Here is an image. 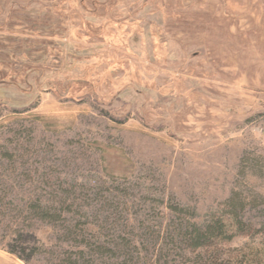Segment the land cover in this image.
I'll use <instances>...</instances> for the list:
<instances>
[{
  "label": "rangeland",
  "instance_id": "obj_1",
  "mask_svg": "<svg viewBox=\"0 0 264 264\" xmlns=\"http://www.w3.org/2000/svg\"><path fill=\"white\" fill-rule=\"evenodd\" d=\"M262 165L264 0H0L4 264H73L110 190L144 264H264ZM221 221L197 253L156 240Z\"/></svg>",
  "mask_w": 264,
  "mask_h": 264
},
{
  "label": "trees",
  "instance_id": "obj_2",
  "mask_svg": "<svg viewBox=\"0 0 264 264\" xmlns=\"http://www.w3.org/2000/svg\"><path fill=\"white\" fill-rule=\"evenodd\" d=\"M4 157H10L11 159H13L15 155L8 152V155ZM262 168L264 170V165H262ZM258 175L264 176V171L258 172ZM63 193V195L67 197L68 191H64ZM69 193L74 194L73 191ZM108 194L109 195L104 194V196L102 197L106 204L103 206V209L101 208L99 210L100 216H98V219H101V223L103 222L102 225L89 221L87 222V225L89 226V224L91 223L97 229H95L94 231L90 227L80 228L77 230V232H80L79 235L74 233V230H72L73 228L69 230L71 236H79L78 238H84V242L86 244L84 245V247H81L82 249L78 253L80 259L74 261L73 264H96L97 262H100V260L102 261V264H144L141 262L143 258L141 259L137 257L136 254L141 251V240H145V238L141 237L140 240L137 239L139 235H137L135 227L131 224L133 222L132 219H128L127 224V221H122L124 219L123 214L125 213V211L129 213L133 212V208L130 203L125 202V200L130 199L133 195L127 192V190H110ZM8 195L9 194L6 191L0 190V215L6 216V210H9V208L13 205L12 203L7 202ZM39 200L40 201L32 207L33 213H36L39 217L48 220L56 218L57 221H67L65 216H67L68 209L65 207L67 206L68 201L62 202L61 205H64L65 207L60 208V206L58 205L59 202L57 204H52L46 203V201H43V199ZM162 201L166 202L164 200ZM233 207L235 212V220H237V222L235 221L236 226L243 229L247 228L244 222L240 221V218L242 216V212L247 211L248 205L243 200H237L235 203H233ZM168 208L173 211L177 210L176 208H174V206H169ZM82 212L83 216L87 217L88 219L91 218L92 215L90 212ZM119 216L120 218H118ZM227 227L228 224L222 221L217 224L209 225L206 228L199 225L198 223L184 222L179 227L180 234H172L170 236L164 235V238L161 232L159 240L158 238H156V240L157 242H159L161 239H164L165 243L166 241H169V246H173L179 249L187 246L189 248H192L193 251L197 253L201 249L207 250V248L212 247L214 245V242L219 237H221L224 232H226ZM149 230L151 231V229ZM150 233L152 235L157 234L156 232L152 231ZM147 234L150 235L149 233ZM158 235L159 234H157V236ZM91 252L99 254V258L96 259L94 254V256L92 257ZM12 253L19 255V252L16 250L12 251ZM205 255V253H200L199 257L202 258ZM22 258H24V260L28 264H31L28 259L23 256Z\"/></svg>",
  "mask_w": 264,
  "mask_h": 264
},
{
  "label": "crops",
  "instance_id": "obj_3",
  "mask_svg": "<svg viewBox=\"0 0 264 264\" xmlns=\"http://www.w3.org/2000/svg\"><path fill=\"white\" fill-rule=\"evenodd\" d=\"M2 254V253H1ZM5 260H8V259H5ZM0 264H4V257H1L0 256Z\"/></svg>",
  "mask_w": 264,
  "mask_h": 264
}]
</instances>
